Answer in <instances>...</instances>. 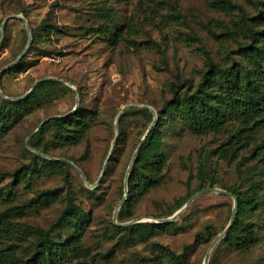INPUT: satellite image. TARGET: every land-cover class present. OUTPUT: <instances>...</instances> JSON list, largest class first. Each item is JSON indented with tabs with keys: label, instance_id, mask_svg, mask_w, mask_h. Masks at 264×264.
I'll return each mask as SVG.
<instances>
[{
	"label": "rangeland",
	"instance_id": "1",
	"mask_svg": "<svg viewBox=\"0 0 264 264\" xmlns=\"http://www.w3.org/2000/svg\"><path fill=\"white\" fill-rule=\"evenodd\" d=\"M231 1L253 11L247 0ZM17 13L27 18L31 29L46 15L51 26L31 32L24 55L0 72V90L19 96L35 80L56 76L78 91L76 109L91 110L93 118L83 140L50 149V155L65 161L72 158L80 169L71 163L67 169L63 165L39 168L40 161L30 152L36 149L31 144L39 128L34 129L45 117L72 109L75 89L57 79L58 84L38 88L31 109L12 118L6 128L0 127V209L9 204L19 206L12 208L18 210L15 219L46 227L65 207L68 195L88 214L81 243L94 255V264H137L135 257L141 264H172L164 246L183 253L181 264H203L211 240L230 218L233 198L227 194L202 192L173 224L145 228L143 236L126 234L112 225L114 207L124 194L127 165L153 120L151 110L133 105L120 115L118 128L120 125L124 133L123 141L110 170L98 177L115 135L120 108L136 103L157 110L171 96V81L190 77L196 83L205 67L202 45L216 59L234 45L223 31L224 25L233 26L237 9L215 0H0V69L17 57L28 39L20 18L9 16L1 26L6 16ZM108 27L118 33L115 42L106 34ZM52 133L47 127L40 141L49 145ZM223 137L222 132L195 134L178 118L163 123V180L134 197L127 220L146 216L145 222L158 223V218L177 209L188 192L198 189L199 183L205 187L212 180V186L235 185L247 190L251 180L238 177L245 172L237 171L235 161L228 163L211 153ZM19 167L20 176L13 180L12 173ZM8 189L14 198L5 197ZM46 189L56 193L47 200L38 198ZM258 193L262 202L249 215L255 223L257 242L247 249H236L219 239L209 253L208 264H264V183ZM207 224L212 238L195 240L196 232ZM71 230L65 226L58 234L68 236ZM33 239L34 235L21 243L20 254L31 252ZM109 249L108 256L101 257Z\"/></svg>",
	"mask_w": 264,
	"mask_h": 264
},
{
	"label": "trees",
	"instance_id": "2",
	"mask_svg": "<svg viewBox=\"0 0 264 264\" xmlns=\"http://www.w3.org/2000/svg\"><path fill=\"white\" fill-rule=\"evenodd\" d=\"M215 1L237 9V18L233 21V26L224 25L223 31V34L231 37L234 45L228 47L220 59H216L210 50L202 45L205 67L199 80L195 83L190 77H185L169 83L171 96L156 110L153 126L131 164L127 175V198L119 206L117 218L120 221L130 218L134 197L162 182L166 155L160 138V127L167 120L178 118L184 127L195 134L222 132L224 137L211 148V153L228 163L235 161L237 171L245 172L238 174V177L251 180L247 190L237 189L235 185L221 184V187L237 195L238 207L231 227L219 242L227 241L236 249H247L258 240L255 223L249 215L262 202L258 187L264 183V0H247L252 4L253 11H249L241 4H234L231 0ZM47 25L51 26L48 23V15L43 17L35 28L30 29L34 33L36 29H45ZM106 30L108 38L115 42L118 37L117 31L109 27ZM46 84L58 82L55 79L39 81L21 98L1 96L0 127L6 128L12 118L29 111L32 107L31 100L37 98L36 90ZM147 109L135 110L143 113L148 111ZM92 118L93 113L89 109H76L62 116L52 117L39 127L31 146L49 154L53 147L76 144L86 137ZM47 127L53 129L49 145L45 141H40ZM123 138L124 133L119 125L104 172L110 170ZM30 152L34 159L40 161L39 168L63 165L67 169L71 163L65 161L66 159L56 160L36 151ZM246 162L250 163L242 169ZM21 168L13 171V180L20 176ZM209 183V186H212V180ZM202 186L199 183L198 189ZM88 190L92 192L94 188ZM193 192H188L185 198L187 199ZM55 193V190L46 189L39 192L37 197L43 196L47 200ZM13 194L11 189H8L5 197L14 198ZM66 196L65 207L46 227L33 226L26 221L15 219L13 215L17 214L18 210L12 211V208L19 206L9 204L0 209V264H94V255L81 243L88 214L78 208L70 196ZM185 198L176 208L182 205ZM173 212L170 211L171 214ZM173 220L158 223L138 221L122 225L112 222V225L126 234L143 236L145 228L150 230L166 228L173 224ZM65 226L71 227V233L68 236L58 234ZM32 235L35 236L32 240L33 249L27 255L20 254L21 243ZM212 236L207 224L196 232L195 240L211 239ZM164 248L170 255L172 264L183 262L182 252L176 253L167 246ZM110 252L111 249L103 252L101 257H107ZM135 259L137 264H141L139 257Z\"/></svg>",
	"mask_w": 264,
	"mask_h": 264
},
{
	"label": "water",
	"instance_id": "3",
	"mask_svg": "<svg viewBox=\"0 0 264 264\" xmlns=\"http://www.w3.org/2000/svg\"><path fill=\"white\" fill-rule=\"evenodd\" d=\"M9 16H14V17H17V18H20L22 19V21L24 22L25 24V27H26V30H27V34H28V39H27V42H26V45L25 47L22 49V51L17 55V57H15V59H13L12 61H10L7 65H5L4 67H2L0 69V72L3 71L7 66H9L10 64L16 62L18 59H20L25 51H26V48L28 47L29 43H30V40H31V29H30V26H29V23H28V20L27 18L20 14V13H17V14H13V15H8L6 16L3 21H2V24L1 26L3 27V25L5 24L7 18ZM43 79H57L61 82H63L64 84L66 85H69L66 81H64L63 79L59 78V77H56V76H44V77H41L37 80L34 81V83L29 87V89L27 91H25L24 94L22 95H19V96H8L6 94H4L1 90H0V93L3 97H10V98H21L23 97L24 95H26L28 92H30L33 87L40 81V80H43ZM70 87H72L73 89H75L73 86L69 85ZM133 105H136V106H142V107H145V108H148L149 110H151L152 114H153V120L151 122V124L149 125V127L146 129V131L144 132V134L141 136L140 138V141L139 143L137 144L135 150L133 151V154H132V157L127 165V168H126V171H125V175H124V194L122 196V198L120 199L119 203L114 207V210H113V221L116 223V224H119V225H122V224H126V223H131V222H137V221H145L146 219H148L146 216H141V217H136V218H133V219H130V220H127V221H123V222H120V221H116V218H117V211H118V208L119 206H121L123 204V202L125 201V199L127 198V175H128V172H129V169L131 167V164L132 162L134 161L137 153H138V150L141 146V144L143 143L147 133L149 132L152 124H153V121L154 119L156 118V110L151 106V105H148V104H136V103H127L125 105H123L120 110L118 111L116 117H115V123H114V129H115V135L111 141V146H110V149L108 151V154L104 160V163H103V166H102V169H101V172L99 174V177L98 179L103 175L104 173V170H105V167H106V164L109 160V157L112 153V150H113V147H114V144H115V140H116V137H117V134H118V120H119V117L120 115L123 113V111L130 107V106H133ZM78 106V91L75 89V104L74 106L72 107V109H70L68 112H73L74 110H76ZM64 114H52V115H49L47 117H45L44 119H42L39 123V125L34 129L37 130L46 120H48L49 118H52V117H55V116H62ZM33 149V148H31ZM35 151H37L38 153H40L41 155L47 157V158H51V159H66L64 157H56V156H52L50 154H46V153H43L37 149H33ZM69 162L73 163L71 160L67 159ZM73 165L77 168V169H80L79 166H77L76 164L73 163ZM95 183L93 184H89V185H94ZM206 191H215V192H218V193H222V194H227L229 196H231L233 198V205H232V208H231V213H230V218L228 220V223L225 225V227L222 229L221 232H219L217 235H215V237L211 240L210 244H209V247L205 253V257H204V260H203V264H208V259H209V253L212 249V247L214 246V244L222 237L224 236L228 229L231 227L234 219H235V215H236V212H237V207H238V197L236 194H234L231 190H228L226 188H223V187H220V186H205V187H202V188H199L197 189L196 191H194L187 199L186 201L179 207L177 208L172 214L168 215V216H165V217H160L156 220V222H168L170 220H173L177 215H179L186 207L187 205L192 201V199L194 197H196L197 195H199L200 193L202 192H206Z\"/></svg>",
	"mask_w": 264,
	"mask_h": 264
}]
</instances>
